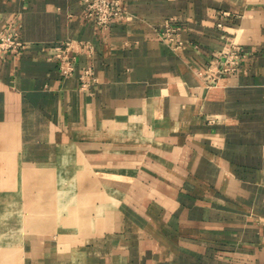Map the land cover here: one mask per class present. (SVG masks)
Wrapping results in <instances>:
<instances>
[{"label": "crops", "instance_id": "0c3cea01", "mask_svg": "<svg viewBox=\"0 0 264 264\" xmlns=\"http://www.w3.org/2000/svg\"><path fill=\"white\" fill-rule=\"evenodd\" d=\"M123 2L102 30L84 0H0L26 41L0 54V264H264V0Z\"/></svg>", "mask_w": 264, "mask_h": 264}, {"label": "built area", "instance_id": "2783aa9c", "mask_svg": "<svg viewBox=\"0 0 264 264\" xmlns=\"http://www.w3.org/2000/svg\"><path fill=\"white\" fill-rule=\"evenodd\" d=\"M125 12L123 0H84V16L93 20L102 30L109 28L112 21L121 18ZM175 21L174 16L166 18L159 29V35L170 46L178 48L184 44V39ZM70 43V41H64L58 46L59 68L64 75L72 74L75 70V56L69 53ZM25 46L26 41L22 38L20 27L16 23H8L0 30V54L18 53ZM88 48L92 50V45L88 44ZM244 57L245 52L241 46L232 44L214 57L205 68L204 74L208 80L214 82L220 75L236 70ZM93 77V64L83 66L80 72L81 88L88 89Z\"/></svg>", "mask_w": 264, "mask_h": 264}]
</instances>
